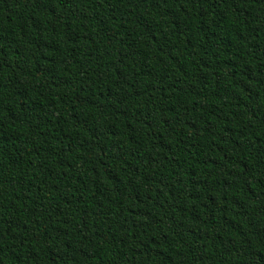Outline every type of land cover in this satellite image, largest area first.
Returning a JSON list of instances; mask_svg holds the SVG:
<instances>
[{
  "label": "trees",
  "instance_id": "obj_1",
  "mask_svg": "<svg viewBox=\"0 0 264 264\" xmlns=\"http://www.w3.org/2000/svg\"><path fill=\"white\" fill-rule=\"evenodd\" d=\"M0 264H264V0H0Z\"/></svg>",
  "mask_w": 264,
  "mask_h": 264
}]
</instances>
